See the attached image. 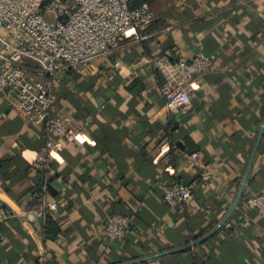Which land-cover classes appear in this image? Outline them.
Segmentation results:
<instances>
[{
    "label": "crops",
    "instance_id": "crops-1",
    "mask_svg": "<svg viewBox=\"0 0 264 264\" xmlns=\"http://www.w3.org/2000/svg\"><path fill=\"white\" fill-rule=\"evenodd\" d=\"M151 7L147 40L129 37L59 73V112L85 136H58L46 166L42 126L0 93V207L14 214L0 222V264H264V219L246 204L264 189V0ZM199 51L212 65L194 80L191 105L171 112L151 61ZM176 181L194 196L169 208L161 186ZM45 197L59 209L30 220ZM112 214L130 216L131 228L109 243Z\"/></svg>",
    "mask_w": 264,
    "mask_h": 264
},
{
    "label": "built area",
    "instance_id": "built-area-1",
    "mask_svg": "<svg viewBox=\"0 0 264 264\" xmlns=\"http://www.w3.org/2000/svg\"><path fill=\"white\" fill-rule=\"evenodd\" d=\"M132 5L133 0H0V93L27 123L42 126L45 150L38 159L45 166L58 136L76 142L85 136L59 112L55 91L59 73L70 68L83 70L129 37L147 40L156 22L155 13L148 3L137 8ZM151 62L166 79L161 91L172 112L191 105L192 84L210 68L212 58L199 51L192 60L163 56ZM199 156L194 153L192 158ZM201 177L207 182L211 174L205 170ZM161 189L169 208L185 205L194 196V189L180 181L163 184ZM246 204L264 219V189ZM58 209L56 201L45 197L28 216L34 221ZM13 215L0 207V222ZM130 228V216L112 214L105 223V239L114 243L125 238Z\"/></svg>",
    "mask_w": 264,
    "mask_h": 264
},
{
    "label": "water",
    "instance_id": "water-1",
    "mask_svg": "<svg viewBox=\"0 0 264 264\" xmlns=\"http://www.w3.org/2000/svg\"><path fill=\"white\" fill-rule=\"evenodd\" d=\"M250 168H251V167H249V170H248L247 174L245 175V177H244V179H243V183H242V186H241V189H240L239 195H238V197H237V200H236V202H235V204H234V206H233V210H234L235 208H237V206H238L240 200L242 199V196H243V193H244V190H245V187H246L247 181H248V177H249V173H250ZM212 234H213V233H212ZM210 235H211V234H210ZM133 263H135V262H131V263H127V264H133Z\"/></svg>",
    "mask_w": 264,
    "mask_h": 264
},
{
    "label": "trees",
    "instance_id": "trees-1",
    "mask_svg": "<svg viewBox=\"0 0 264 264\" xmlns=\"http://www.w3.org/2000/svg\"><path fill=\"white\" fill-rule=\"evenodd\" d=\"M154 0H133V7L134 8H137V7H140L141 5H143L144 3H148V4H150L151 5V3L153 2ZM72 72V70H70L69 71V73H71ZM185 183V182H184ZM49 215H47V217H48ZM48 224H49V222H48ZM48 224H47V227H46V231H47V234H49L50 233V228L48 227ZM49 226L52 228V226H53V224L52 223H50L49 224ZM57 230H56V232L55 233H53L54 235L55 234H57ZM52 234V236H54Z\"/></svg>",
    "mask_w": 264,
    "mask_h": 264
}]
</instances>
